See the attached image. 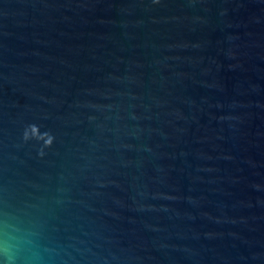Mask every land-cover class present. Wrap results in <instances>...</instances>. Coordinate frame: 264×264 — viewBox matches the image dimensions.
<instances>
[{"label":"water","instance_id":"water-1","mask_svg":"<svg viewBox=\"0 0 264 264\" xmlns=\"http://www.w3.org/2000/svg\"><path fill=\"white\" fill-rule=\"evenodd\" d=\"M0 264H264V0H0Z\"/></svg>","mask_w":264,"mask_h":264},{"label":"clouds","instance_id":"clouds-1","mask_svg":"<svg viewBox=\"0 0 264 264\" xmlns=\"http://www.w3.org/2000/svg\"><path fill=\"white\" fill-rule=\"evenodd\" d=\"M0 250H2V247H0Z\"/></svg>","mask_w":264,"mask_h":264}]
</instances>
